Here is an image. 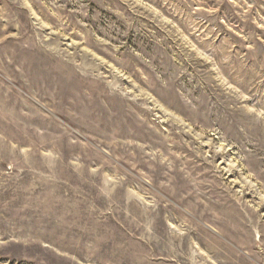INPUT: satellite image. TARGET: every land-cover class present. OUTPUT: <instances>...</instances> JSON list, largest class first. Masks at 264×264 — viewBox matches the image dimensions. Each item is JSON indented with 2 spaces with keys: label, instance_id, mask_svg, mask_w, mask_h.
Returning <instances> with one entry per match:
<instances>
[{
  "label": "rangeland",
  "instance_id": "rangeland-1",
  "mask_svg": "<svg viewBox=\"0 0 264 264\" xmlns=\"http://www.w3.org/2000/svg\"><path fill=\"white\" fill-rule=\"evenodd\" d=\"M0 264H264V0H0Z\"/></svg>",
  "mask_w": 264,
  "mask_h": 264
}]
</instances>
